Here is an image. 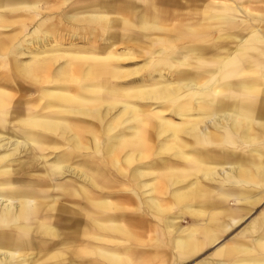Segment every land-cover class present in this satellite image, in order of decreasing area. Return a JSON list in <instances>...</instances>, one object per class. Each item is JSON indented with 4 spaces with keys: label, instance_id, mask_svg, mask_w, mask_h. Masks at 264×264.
<instances>
[{
    "label": "bare ground",
    "instance_id": "1",
    "mask_svg": "<svg viewBox=\"0 0 264 264\" xmlns=\"http://www.w3.org/2000/svg\"><path fill=\"white\" fill-rule=\"evenodd\" d=\"M232 1L234 9L238 10L239 4L240 10L248 11L249 18L242 32L220 38L215 56H211L208 49L198 47H186L175 55L166 53L156 61L155 75L146 78L132 73L131 68L114 67L109 74L119 81L123 78L128 80L118 90L111 88L115 87L114 83L102 80L99 70L101 80L80 82L83 76L79 74L91 70L83 69L80 62L70 64L53 77L42 75V86L31 90L35 95L26 100L20 99L22 96L14 97L9 89L0 85V148L12 147L11 152L4 156L0 154V161L20 152L27 153V157L16 164L20 176L4 183L0 181V264H101L103 260H110L113 264L126 263L116 252L102 250L88 254L89 248L82 243L85 234L95 227L98 232L118 233H124L132 226L146 228L145 217L141 220V216L136 215L134 220L125 212L132 209L133 199L117 191L120 188L118 178H125L133 184H138L139 178H148L141 179L143 188L153 194L169 192V207L163 205V197L155 196L149 198L147 205L166 224L172 234L171 249L178 251L179 257H189L207 245H218L224 232L232 225L229 220L234 224L243 220L264 199V0ZM241 3L246 6H241ZM109 13L93 18L99 28L114 29L115 20L108 18ZM36 25L28 35L32 37L28 43H37L35 46L39 49V43L43 45L47 39L40 35L47 32L42 33L40 28L45 27V21ZM1 42L2 39L0 48L5 46ZM106 61L108 65L113 64ZM184 63L213 67L204 73L191 75L190 72L175 70ZM126 71L130 72L124 73ZM91 72L84 77L91 78ZM74 82L80 84L74 86ZM48 84L49 87H59V91L42 90L43 85ZM23 88L18 86L17 90L22 91ZM106 98H109L108 103ZM118 98L155 100H148V106L153 107L152 102H158L156 106L159 108L154 111L149 108L148 111L147 107L140 106L139 112L144 110L145 113L141 129L127 126L133 128V137L123 139L119 144L111 135L103 151H96L100 156H96L93 151L101 147V139H97L93 132L83 130L90 116L97 115L94 118L98 120L106 105L115 108L121 103L120 117L127 115L125 119H135L137 111L130 110ZM211 108L214 111L213 130L199 129L197 122L208 115ZM192 110L200 111L189 119L187 117L191 116L188 115ZM165 112L185 116L177 122L169 119L171 116L166 117ZM68 114H75L77 119L70 118ZM104 129L113 131L111 127ZM51 133L59 136L62 146L64 139L69 140L71 147L67 150L62 148L60 158L47 163L41 160V153L46 148L42 137L52 139ZM89 133L95 136L93 150L84 141V136ZM157 146L159 153L172 151L185 163L177 165L162 160L161 166L154 164L153 169L136 165L135 162L148 161V154L151 151L154 154ZM217 157L224 160L225 167L221 168L224 179L213 185L221 170L217 168L219 164L209 161L213 162ZM41 163L42 172H30ZM69 175H77L94 189L82 183L76 186L68 182L66 186H60L65 199L76 198L78 202L59 207L56 201H49L47 192L55 187L60 177ZM224 182L235 185L228 187L223 185ZM43 185L47 187L42 188ZM6 186L11 187L3 188ZM88 215L94 218L90 228ZM183 215L190 217L189 224L179 223ZM253 232L256 234L251 242L234 238L219 245L215 254L234 258L232 264H264V211L256 214L243 231L247 235ZM137 237L144 240V234ZM79 238L82 240L80 243ZM87 254L98 256L100 261L87 259ZM151 257L150 254H132L127 260L130 264H152L147 262ZM214 259L209 264H227L224 260ZM136 260H145V263Z\"/></svg>",
    "mask_w": 264,
    "mask_h": 264
},
{
    "label": "crops",
    "instance_id": "2",
    "mask_svg": "<svg viewBox=\"0 0 264 264\" xmlns=\"http://www.w3.org/2000/svg\"><path fill=\"white\" fill-rule=\"evenodd\" d=\"M188 1L189 3H187V0H1L0 39H2L1 43L5 46L0 48V54L7 57L3 58L2 63H0V85L5 88L40 85V72L52 70L53 68L50 66L52 63L50 60L41 61L37 58L26 62L22 59V56L33 54L34 49L36 51L34 54H40L42 50L39 49L46 46V48H49L53 42L56 43L55 45H60L62 50L59 52L67 55V61L64 60L61 69H67L70 64L80 62L83 69L106 71L118 66L124 67L125 64L122 60L128 58L129 60H135L133 61L135 63L130 64V68L144 71L146 78L151 74L155 75L153 72L158 67L156 61L166 53L175 55L178 51L186 49V47H198L208 49L211 56L217 55L216 49L219 40H221L220 38L230 37L233 33L242 32L245 24H247L248 11L240 10L239 4H237L238 10L234 9L235 5L232 0ZM237 1V3L242 2ZM241 4L243 7L246 6L243 3ZM249 4L251 5V3ZM107 12H111L108 18L115 20L114 29L110 31L99 28L98 22L95 24L94 21L95 18L98 19ZM22 19L23 21H21ZM40 21H45V27H40L42 33L47 32L40 35V37L47 39L43 45L39 43L38 49L35 46L37 43H28L29 39L32 38L28 35L37 26L36 24H40ZM20 46L23 49H20ZM59 52H56V54ZM11 55L20 56L17 59L18 62H14L10 58ZM106 60L113 64L108 65ZM178 63H175V66ZM91 64L94 66L93 68ZM163 66L165 67V65ZM212 67L198 63H184L175 70L190 72L191 75L204 73V70ZM99 80L101 79L99 78ZM180 99L182 100V98ZM148 100L155 102V100ZM148 100L146 99L147 110L150 104ZM154 104H158V102H152V105ZM213 112V108H211L209 114L197 122L199 129L213 130ZM171 114L178 117V122L181 120L180 117L184 118L185 116ZM210 121L211 123H209ZM209 162L218 164V162L224 163V160L217 157L213 159V162ZM226 186L229 187L230 185ZM232 187L234 186L232 185ZM185 217L190 219L188 215L183 218ZM241 221L234 224L233 221L229 220V224L232 225L221 237V239L225 238V243L233 240L234 237L251 242V238L256 233L254 235L242 234L243 236H238L239 231H237V234L234 233L229 236L230 230ZM149 231L150 226L147 225V240L152 243L154 241L162 243L165 238L170 237L165 230L151 236L148 234ZM240 231H243V229ZM227 235L228 237H226ZM158 237H161L159 241H157ZM165 243L168 244L169 239ZM209 246H213V244L206 247ZM213 248L210 252L212 257L214 255L215 258L224 260L227 264H232L234 258L218 256L214 254L218 247L213 246ZM166 249L167 253L164 251L162 254H173L168 248ZM179 258L186 259L188 257Z\"/></svg>",
    "mask_w": 264,
    "mask_h": 264
},
{
    "label": "rangeland",
    "instance_id": "3",
    "mask_svg": "<svg viewBox=\"0 0 264 264\" xmlns=\"http://www.w3.org/2000/svg\"><path fill=\"white\" fill-rule=\"evenodd\" d=\"M55 44L56 43L53 42L51 44L52 46L50 45L49 48L43 47V49H40V50L44 51L43 53L22 56L23 57L22 59H24L26 62H28L34 58H37L41 61H49L50 60V62L52 63L50 66L53 69L48 71V72L42 71V72H40V75L41 76L44 75L45 77H48V76L53 77V76L60 73V69H61L60 67L63 65L64 60L67 61V55H63L61 52H59L60 50H62V49H60V45L59 44L55 45ZM49 50H51V51H49ZM56 52H59V53L56 54ZM6 57L7 56L0 54V63L3 60V58H6ZM19 57L20 56H15V55L10 56V58L12 60H14V62H16V61L18 62L17 59ZM52 59H54V60H52ZM133 61H135V60H129L128 58H127V60H122V62H124V64H125L124 68H130V64L135 63ZM140 62L141 61L139 60V63ZM91 71H94V72H91ZM88 72H91V78L86 79V77H84V75L88 74ZM101 72H102V80L106 81L108 84H110L111 82L114 83L115 87H111V88H113L115 90H118L120 87H124L125 85L123 83L126 84V82L128 81L125 78H123L122 81H119V79L114 78L113 75L109 74L110 73L109 70L101 71ZM127 72H130V71H126L124 73H127ZM81 73L79 74V76H81V77L83 76L80 79L81 80L80 82H82V83L90 82V81L95 82L96 80H99V78H100L99 71H96V70H92V69L90 71L85 70V71H82ZM132 73L137 74L140 77L142 76L141 78L145 77L144 71L135 72V70H133ZM92 75H94V76H92ZM56 79L59 80L58 82L61 81L60 78H56ZM38 81H39V79H38ZM46 81H48V80H46ZM39 82H41V81H39ZM80 82H74L73 85L76 86V85L80 84ZM49 85L50 84L43 85L42 90H46V89L50 88L49 91L50 90L59 91V89H60L59 87L58 88L52 87V86L49 87ZM41 86H42L41 84L40 85L37 84L36 86L25 87V88H23L22 91H18L17 90L18 87H16V86L15 87L10 86L8 88L6 87L5 89H9V91H11L13 93L14 97L22 96V97H20V99L26 100V99H29L31 96L35 95L34 91H31V90L36 89L37 87L40 88ZM28 90H30V91H28ZM108 99L109 98H106V102ZM118 99L121 100V102L126 103L130 110L137 111L135 113V119L130 120V117H127L125 119V117L127 115L120 117L119 114H120V112H122V109H123V105H121V103L115 108H111V106L106 105L104 107V109L102 108L103 112L100 115V117L98 118V120H96V118H94L97 115H95L94 117L92 116V118H90L91 117L90 116L88 118V122H87L88 125L86 127H84L83 130L85 132H90V133L93 132V134L97 137V139L98 138L101 139V142H100L101 147H99L97 150L95 149V145H94V143H95L94 137L95 136L93 137V134L89 133V135L87 137L84 136V138H85L84 141H85V144L88 145L91 150L95 149V151H93L95 153H96V151L98 152L99 149L103 151V147L107 146L108 139H110L111 135L116 137L117 142H118L117 144L122 143L123 139L128 140L129 138L133 137L134 131H131L133 128L129 129L127 126L131 125L135 129L138 128V130H139V129H141L142 124L144 123V120L142 121V118L144 119L145 113H144V110L139 112V107L144 106V108H146V100H141L138 98H131V99L130 98H118ZM156 105H158V104H154V105H152L153 107L150 106L149 108H151L152 111L157 110L159 107ZM154 106H156V107H154ZM26 108L27 107H25V109ZM106 111L108 113H106ZM167 112H165L166 117L171 116L169 119H172V120L174 119L175 121L178 122V117L176 115L171 114V113H167ZM193 112H195V113H193ZM190 113L191 114H189L188 116H190V115L191 116L187 117L189 119H191L193 116L195 117V115L196 116L198 115V111L192 110ZM68 116L70 118L73 117L74 119H77L75 114H68ZM123 119H125V120L122 121ZM154 120H156V122H160L159 119L158 120L153 119V121ZM181 120H182V118H181ZM140 122H141V124H140ZM105 127L106 128L111 127V128H113V131L112 132L107 131L104 129ZM50 135H51L52 139L42 137L43 141L46 143V148H45V151L41 153V156H42L41 160H45L47 163L52 162V161L56 160L57 158H60L61 153L63 152V151H61L62 148L63 149H66V148L69 149L71 147V143L69 140L64 139L63 140L64 146H62V143H60V141L58 140L59 136L57 134L51 133ZM168 139L170 141V138L167 137V141H168ZM175 150H177V149H175ZM11 151H12V147H9V146H6L4 148H0L1 156H4L6 153L11 152ZM158 151H160L159 146L156 147L154 154L152 151L148 154V161L146 159L144 162H142V161L135 162V163H137L136 165H138V164L139 165H145L146 168L153 169L155 167V165H159V167H160L162 160L168 161L170 163L173 162L177 165H183L185 163L184 159L182 157H180V159H179L178 155L176 153H172V151H167V152L165 151L163 153H159ZM95 155L100 156L97 153ZM104 155L106 157L108 156V154H105V153H104ZM96 156H94V157L97 158ZM26 157H27V153L20 152L19 154L11 156L10 159H2V161H0V181L4 183L8 180L10 181V178H15L17 176H20V174L17 173L18 170H17L16 164L18 162L24 160ZM86 157L91 158V156H86ZM159 158H160L159 162H156V163L152 162L155 159H159ZM121 163L124 165L123 162H121ZM146 163H148V164H146ZM72 164L74 165L75 163L73 162ZM218 164L219 165L217 166V168H220L219 170H221L222 167H225L224 166L225 164H223V162H221V163L218 162ZM41 166H42V163L39 165H36L35 168H33V170H31L30 172L38 173L42 169ZM223 174L224 173L222 172V170L219 171V173L217 175L218 177L216 179H214L212 182L213 185H218V183H220V181L224 179ZM153 176H154V174L151 175L150 177H153ZM118 179L120 180V183H119L120 188L117 191H119L122 194H128V196H131L133 199V203H134V204L133 203L130 204L132 206V209L125 210V212L131 214V216L134 218V220L136 218V215L141 216V220L145 217L147 225L150 226V231L148 233L150 236L152 234L156 235V234L162 233L163 230H165L167 233H169L168 228H167L166 224L164 223V221L162 219H159L152 212V210H150V208H148V205H147L149 198L152 196H155L156 198H159V199L163 197V199H164L163 205L165 207H169L171 205V202H170L171 195L169 194V192L165 193V194L164 193L163 194L162 193L157 194L158 192H155L153 194V192H151L150 190H148V189L146 190L145 187L144 188L142 187L141 179H142V181H144V180H148V178H139L138 184H133L130 180L127 181V179H125V178H118ZM68 182H70L76 186H80L82 183L83 185H86L87 188H90V189L93 188L94 189V187H92V185H90L89 182L84 181L82 178H79L77 175L76 176L75 175H71V176L69 175V176L62 177V178L60 177L56 181L55 187H53V189H51V190H49V192H47V193H49V197H50L49 201L50 202L56 201L58 203L59 207L64 206L65 204H67V206H70V204H72L74 201H75L74 202L75 204L78 202V199H76V198H71V199L67 200V199H65V196L62 195L61 187L66 186ZM98 183L101 184V181L99 180ZM223 185H230V186L233 185L234 186V184L229 183V182H226V183L224 182ZM7 187H11V186H6L3 188L8 189ZM45 187H47V186L46 185L42 186V188H45ZM48 187H50V185ZM47 193L43 192V194H45V195ZM69 202H71V203H69ZM122 205L127 206L126 203H122ZM172 211L173 210H171V212ZM261 211H264V200H262L258 205L254 206L253 210L244 218V220L241 221L236 226H234L232 228V230H230L231 232H230L229 236L236 233L237 231H239L238 236L239 235L243 236L242 234H245V233H243V231H244V229H246L248 222L253 217H255L256 214L260 213ZM184 216L185 215H183L181 217V219L179 220V223L181 225H184V224L187 225L190 222V220L187 219V217L183 218ZM88 217L90 218V221H91L90 222L91 225L89 226V228H90L93 226L92 223H94V218L90 217L89 215H88ZM86 219H87V217H86ZM84 222H86V221H84ZM146 228H147V226H146ZM146 228H144L142 226H138V227L132 226V227H129V230L126 228L124 233H118V232H107V231L98 232L97 227H95L94 229H91V230L88 229L89 231L87 230L88 232H87V234H85V236L83 238L84 242L81 240V238H79L78 240H80L79 243L82 241V243H84L86 245V247L89 248L90 253H88V254H96L97 251L99 252L102 250L109 251L112 253H115V252L119 253L118 255L121 257V260L126 261V263H123V264H130L129 261L127 260V257L129 255H132V254H150L152 256L151 257L152 259H150L151 261H147V262H150L152 264H173V263L179 264L180 262H181L180 264H208L210 262H213L211 260L214 257V255L212 257L210 252L214 249L213 248L214 245L203 248L202 251L200 250L199 253L197 252V254L195 253V255H193L191 257H188L186 259H182V258L178 257L179 255L177 256V254H179L178 251L171 249L170 237H172V234L169 233L168 236H170V237L165 238L162 241V243H157L155 241L152 243L149 240H147L148 236H146L147 235ZM242 229H243V231H240ZM130 230H131V232H130ZM132 232H133V234H132ZM138 234H141V235L144 234V240L141 241V238L137 237ZM254 234H255V232H253L252 234L250 233V235H254ZM160 236H164V235H160ZM226 237H228V235ZM160 239H161V237H158L157 241H159ZM167 239H169V243L164 244V242L167 241ZM236 239H239V238H236ZM225 241H226L225 238H222V241H220V243L216 246L218 247L219 245L225 243ZM154 245L157 246L158 248H155ZM166 248H168V250L170 252H172L173 254H162L164 251L167 253ZM92 250H95L96 252L93 253ZM127 250L132 251V253L128 252ZM88 254L85 256L87 259H94V260L100 261L98 256L96 257L95 255H88ZM214 254H215V252H214ZM240 254H243V253H240ZM136 261L141 262L140 260H136ZM142 262L145 263V260H143ZM101 264H113V263L110 260H103ZM212 264H216V263L214 262Z\"/></svg>",
    "mask_w": 264,
    "mask_h": 264
}]
</instances>
